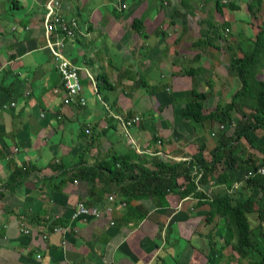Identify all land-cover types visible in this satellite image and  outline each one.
Instances as JSON below:
<instances>
[{
	"label": "crops",
	"instance_id": "obj_1",
	"mask_svg": "<svg viewBox=\"0 0 264 264\" xmlns=\"http://www.w3.org/2000/svg\"><path fill=\"white\" fill-rule=\"evenodd\" d=\"M83 1L85 5H82ZM195 1L194 7H190L195 13L192 16L183 11L181 0H146L138 6L131 0L128 8L134 5L135 10L131 15L127 12L129 16L119 18L110 8L120 6L116 0L61 1L62 17L76 19L81 30L80 35L67 42L65 54L77 66L89 70L95 79L99 75L107 76L112 84L108 88L112 93L105 100L110 108L108 111L101 103L100 108L90 107L84 85L91 81L84 71L81 80L87 106L64 104L61 78L46 47L47 0H0V264H206L200 245L209 237L221 242L216 233L221 221L213 236L208 227L206 234L200 232L207 226L208 206H200L197 197L181 199L177 191L166 197L167 205H162L154 196H143L134 191L126 197L123 185L128 184L130 174L127 172L121 183L106 169H100L105 161L135 151L128 146L124 136L122 144L115 137L123 132L111 119V114L124 115L125 112L148 116L153 110L161 117L156 120L151 115L146 120L149 126L155 125L152 135L148 134L150 129L144 119L140 127L131 129L143 151L137 153L141 159H146L147 168H156L150 160L157 155L150 153L162 150L159 145L149 147L154 135L165 141L161 153L166 154L159 153L160 159L193 161L200 146L199 136L197 143L187 138L190 140L185 150L188 154L178 148L171 154L166 148L174 143V127L184 128L182 123L175 125L173 122L175 114H181V108L189 100L180 93L193 86L191 79L188 87L176 82V78L188 76L184 77L182 69L173 63L189 60L190 67L207 70V74L198 78H207V75L217 78L210 70L211 67H222L224 55L223 51L213 52L209 47L202 51L192 47L194 41L190 34L193 31L195 35L197 28L193 19L202 20L196 16L195 8L203 9L199 0ZM162 5L168 10H162ZM176 12L182 16L178 17ZM142 16L145 18L142 33H136L131 27L133 19ZM170 20L176 25L172 31L169 30ZM160 30L170 33L164 37ZM173 33L177 34L178 44L186 40L182 45L191 47L194 56H188L180 45L179 51H173L169 44L174 40ZM199 55L202 58L197 60ZM118 56L123 61L116 65ZM116 78H123V83ZM163 78L169 81L174 78L173 83H177L175 91L173 87L165 86V92H173L170 95L173 102L160 111V106L157 108L156 103H153L156 106L150 103L148 93L142 96L147 102L145 106L138 101L139 92L134 94V82L140 86L142 80L152 83L157 80L158 84ZM115 81L121 85L119 88ZM140 88L147 89L144 85ZM154 88L158 90L157 85ZM56 89L59 93H55ZM90 92L99 103L97 96L100 93ZM160 92L154 91L153 102L155 96L162 94ZM167 97H162L166 103L169 102ZM215 105V102L210 105L209 100L206 102L210 109ZM107 122L116 129L110 128L104 133L102 130L110 125ZM91 123H98L96 133L100 136L89 143L88 138H79V130ZM185 123L190 129V123ZM209 134L212 133L207 130L204 137L207 139ZM145 135L150 138L144 139ZM208 145L206 140L207 152L217 146L214 144L209 149ZM15 148L19 151L15 152ZM25 168L31 170L29 174L25 173ZM111 195L116 197V202L110 216L73 218L78 202L105 209ZM144 211L148 214L140 218ZM56 216L58 219H53ZM46 217L51 218L47 223L43 221ZM49 222L50 226L62 227V232H52L47 225ZM24 227L31 233L22 234L20 228ZM37 254L42 258L37 259Z\"/></svg>",
	"mask_w": 264,
	"mask_h": 264
},
{
	"label": "trees",
	"instance_id": "obj_2",
	"mask_svg": "<svg viewBox=\"0 0 264 264\" xmlns=\"http://www.w3.org/2000/svg\"><path fill=\"white\" fill-rule=\"evenodd\" d=\"M59 1L61 2L62 0ZM132 1L138 6L139 2H145L146 0ZM242 1L199 0L203 8L215 2L217 14H224L226 10H229L234 12L236 19H227L225 15L223 23L218 22L217 18L215 21H212L213 19L199 20L195 30L196 37L192 45L194 49H199V51H202L205 47H209L213 52L223 51V45L217 42L228 43L232 28L238 22V50L234 51V48L229 43L228 47H226V49L234 51L227 68L228 75L237 81L235 93L230 101L221 103L218 100L214 108L210 109L206 106V102L209 100V95L212 94L211 91H208L213 87L212 81L206 79L207 81L205 80L202 83L205 90L199 89L198 85V76L207 74V70L190 67L183 71L184 74L191 77L193 86L191 90L181 92L182 96L190 99L181 108V117L188 123L191 121L201 125L208 123L210 131H213V124H219L217 130H221L220 132L224 133L220 136L217 146L207 152L205 150L206 139L201 137L199 139L200 146L198 152L193 156V161L188 163L174 160L164 161L159 158L160 155L158 154L165 149V141L163 138L154 135L149 147L159 145L162 150L153 152V155H157L151 157L150 160L156 167L153 170L146 167L148 162L144 158L141 159L142 156L136 150L127 153L126 156H115L105 161L104 166H100V169H106L115 177V180L119 179L121 183H124L126 173L130 174L128 184L124 183L123 185L124 196L126 197H130L134 191L143 196H154L161 200L162 205H167L166 197L177 191L176 194L179 198L197 197L200 206L209 207V212L205 215V224L207 227H211V231L219 225V221L225 220L227 229L223 243L220 242L218 247V244L213 243L209 251H201L205 257L206 264H227L224 262V253L228 249L237 258L238 264L243 262H247V264H264V178L255 176L244 182L245 177L249 173L256 172L258 167L264 166V21L255 38L253 23L250 20L252 15L256 16L264 7V0H248L249 13L243 11ZM129 2L131 0L123 2L120 10L115 7L111 8L112 14L116 18L121 15H124V17L129 16L127 12H130L131 15L135 10V6L133 5L134 8L132 7L131 9L126 8ZM180 6L185 12L192 16L195 15L194 11L190 10V7H192L190 4L185 6V0H181ZM165 8L164 5L161 6L162 10ZM166 9L168 10V8ZM176 11L179 10L176 9ZM241 11L244 14H241ZM176 14L178 17L182 16L179 12H176ZM144 21L145 18L143 16L133 19L132 29L136 33H142ZM243 21H245L244 27L242 26ZM249 25L250 28L248 27ZM175 27L173 20L169 22L170 31ZM160 32L164 37L170 33L162 30ZM80 34L81 30H79L78 25L74 37L67 38L66 44ZM201 58V55H199L197 60ZM261 75L262 77H260ZM95 81H97L96 88L99 93L101 92V81L106 88L112 87L106 75H99ZM141 83L148 87L145 81H141ZM151 89L155 88L151 87ZM82 93L84 94L83 85ZM146 93L153 100L154 90L146 89ZM158 109L162 111V109ZM133 117V113L129 112L125 120ZM111 119L116 121L120 127L118 120L112 117ZM107 123L110 124V122ZM142 123L143 121L132 127H140ZM97 125L98 123L95 125L92 123L89 125L85 124L79 130V138H88L89 143L94 142L100 136V134L96 133ZM110 128L116 129L115 126L110 124L106 127V130L102 131L106 133ZM258 131H263L259 138L256 135ZM241 142L247 143L248 147L254 152L247 154L241 149ZM255 151L260 155L255 154ZM118 163L120 168H118ZM24 170L27 174L31 171L26 168ZM238 183H243V186L238 190H234V186ZM221 187L224 189H216ZM214 189L217 191L212 195L206 193ZM147 214L148 211H144L140 218H144ZM43 221L45 223L48 222L46 219ZM50 223L47 225L50 226ZM52 227L56 226H50L49 229L51 230ZM230 260L233 259L230 258Z\"/></svg>",
	"mask_w": 264,
	"mask_h": 264
},
{
	"label": "rangeland",
	"instance_id": "obj_3",
	"mask_svg": "<svg viewBox=\"0 0 264 264\" xmlns=\"http://www.w3.org/2000/svg\"><path fill=\"white\" fill-rule=\"evenodd\" d=\"M116 1L119 3V0H116ZM195 2H196L195 0H185V6H188L190 4V6L194 7ZM84 3H85V1L82 2V5H85L86 4V3L85 4ZM241 5H242V7L244 9L243 11H245L246 13H249V11H248L249 1L248 0H243L242 3H241ZM110 8H112V7H110ZM118 8L120 10V6H118ZM195 9H196V16L198 18H200V19L201 18L202 19H208V20H212L213 19L212 21H215V19L217 18L218 22H220V23H223L224 22V16L225 15H226L227 19H231V20L232 19L234 20V18L236 19V16L234 15V12H231L229 10H226L224 12V14H217L216 11H215V2H212V3L208 4L206 6V8H203L202 9V11H200L198 8H195ZM243 11H241L240 13L241 14L242 13L244 14ZM227 15L230 16V17H228ZM250 20L253 23V25H252L253 26V32H254V37L256 38L258 32L260 31V26H261V24L264 21V7L261 9V11L258 12V14L256 16H253L252 15L250 17ZM193 21H194V23L197 24L199 20L197 18H194ZM237 26H238V22L235 23V26L232 28V33L228 37L229 38V42L228 43L231 44V46L234 48V51H237L238 50L237 43H238L239 40H237V37H238L239 30H238V27ZM242 26L243 27L245 26V21H243ZM248 27L250 28V25ZM172 36H173L174 40H172V41L170 40L169 41V44L173 46V51H179V45H180V48H184L185 49V53L188 56H194V55H192V54H194V52H192L191 47L186 46V45L184 47L182 45V44H184V41L186 42V40H182L183 42H181V43L178 44L176 42V36H177V34L176 33H173ZM190 37L192 38V40L195 39L196 36L193 35V31L190 34ZM101 43H107L108 44V42H104V41H102ZM172 43H176V44H172ZM217 43L222 44L223 45L222 47L224 48V50H223L224 51V55L221 57V59H222L221 66L222 67L220 69L218 68V66L215 67V68H212L211 67V70H210L211 71V74L214 73V75L217 78H210L209 75H207V78L206 77L198 78V80H199L198 81L199 82L198 85L200 86L199 88L201 90H203V87H202V82L203 81H205L206 79H209L210 81H212L211 83H212V86L213 87L208 90V91H211L212 92V94H210L209 95V98H208L209 99V105L212 104V102H215L217 104L218 100H220L221 103L222 102L227 103L228 101H230L231 97L234 95L235 90H236L235 87H236V82L237 81L233 77H231V76L228 75V70H227L228 64L230 62V58H231V55H232V52H234V51H230V50L226 49V47H228V43L227 42H226V44H223L221 42H217ZM110 48H112V47L110 46ZM122 61H123V59L120 58L119 56L115 58V64L116 65L121 64ZM173 64H175V66L177 68L182 69L181 71H182V74L184 75V77H186L187 75L184 74L183 71L186 70V68L188 69V68H190V66H192V63L189 60H184V59H180L178 61L175 60ZM152 71L154 72V69H152ZM260 77H262V75ZM143 78H146V77H143ZM116 79L120 83H123L122 82L123 81V78H116ZM176 79H177L176 82L178 84L179 83H183V85L186 86V87H188L189 84L191 83V81H190L191 77L190 76H188V78H184V79L183 78H176ZM111 80H112V78H111ZM183 80H184V82H183ZM142 81H145V80H142ZM159 81H160V78H159ZM168 81H169V79H167V78L161 79V82H159L158 84H157V82H158L157 80L155 82H153V83L152 82H149V81H145L147 83V85H148L147 90H152L153 91L154 89H151V87H155L157 85L158 90H154V91H158V92L161 91L160 93H162V94L161 95H158V96H155L156 98H155V101L154 102L151 99H149V100H150V103L153 106H156V104H157V108H158V106H160V109L162 107V110H163L164 107L166 108V105H169V103L173 102V99L170 96V95L173 94V92L172 93L171 92H165V89H166L165 86L173 87V91H175L177 89V85H175L177 83H173L175 81L174 78L169 81L170 83H167ZM112 83H113V81H112ZM114 83L116 84L117 88H119L121 86L117 81H115ZM134 83H136L135 86L133 85L134 94L136 92H139V94H137L138 95V98H139L138 101L141 100V102L144 103V106H145L147 104V102L145 101L144 97H142V96L143 95L146 96V89L140 88V86H143V84H141L140 86H138V84H137L138 82H134ZM159 84H161V85H159ZM84 86H85L86 95H87V97L90 100V107L100 108V105L103 104V103L101 101H98L99 103H97L96 102L97 101L96 100V97L91 94L90 90L93 92V88L91 86V83L88 82ZM130 86H132V84ZM130 89L128 91L129 94H130ZM185 91L186 90H184L182 92H185ZM111 93L112 92L108 88H106L105 84L101 81V92H100L99 95H100V97L102 98V100L105 103H107L105 101V99H108L110 97ZM184 94L186 95V93H184ZM164 95L165 96H168L167 97L169 99V102L168 103L164 102V99H162V97ZM180 96H182V93L180 94ZM182 97H184V96H182ZM186 98H188V97H186ZM213 98H215V99H213ZM181 100H186V99H181ZM189 100H187L186 102H188ZM153 103H156V104H153ZM247 112H249V110H247ZM127 114L128 113L125 112L124 115L123 114L122 115L115 114V115L120 116L122 118H125ZM151 115L153 117H155L156 120L161 119V117L159 116V114L157 112L153 111V110L150 112V114H148V116H144V114H139V117L141 119H144L145 120L146 127L148 129H150V133H148L149 135H152V134L155 133L153 131L155 129L154 128L155 125L152 124V125L149 126L148 122L146 121L147 119H149V117H151ZM181 120H182L181 114L177 112L175 114V116L173 117V122H174L175 125L182 123L184 125V128H178L179 125H177V127H174L175 130L173 131V135H172L173 142L174 143H173V145H169V146L167 145L166 148H167L168 153H171L172 154L175 150H177V148L180 151L186 153L185 150H186L187 145L190 143V140L197 143L198 138H196V137L199 136V139L201 137H204V135L206 134V131L210 129V125L208 123H204V125H201V124H195L193 121H191L190 124H189L191 126L190 127L191 130H190L189 127L187 126V124L185 123L186 121H183V120L181 121ZM218 125L219 124H213L212 125L213 131H211L212 134H209L208 137H207V139H206V136L204 137L209 142V145H208L209 146V149L213 148L215 146L214 144H217L218 143V140L220 139V136L224 133V132H220L221 130H217L218 129V127H217ZM135 128H138V126H136ZM131 129H133V127ZM131 129H129V132H128L131 135L130 140L133 138V140H134V142L136 144H133L130 141H127L129 143L128 146L130 145L133 150H136L140 154L143 151H142L141 148H139V146H138L139 144L137 143L136 139L134 138L133 134L131 133ZM213 133H214V135H213ZM262 134H263V131H258V134H256V135L259 138V137H261ZM115 137L117 138V142H119L120 144H122L125 141L122 133L116 135ZM146 137L147 138L148 137L150 138V136L145 135L144 136V139H146ZM187 138H189L190 140H188ZM185 139L187 141H185ZM126 140H128V139H126ZM240 144H241V149L244 150L247 154H250V153H253L254 152L252 149H250L248 147V144L247 143L241 142ZM139 150L141 152H139ZM210 151H208V152H210ZM150 154L153 155V152H151ZM161 154H162V156H164L166 153L163 152ZM186 154H188V153H186ZM255 154L260 155L257 152ZM177 158H180V157H177ZM216 189L217 190H220V188H216ZM216 189L210 190L209 194L212 195L216 191ZM221 189L223 190L224 188H221ZM225 225H226L225 220H222L221 221V224H220V227H219V225L216 226V227H219V229H220L216 233L218 235L217 238L221 241V243H223V239H224V236L226 234L227 227H225ZM216 227L214 229H216ZM206 228H207V226L204 227V228L202 227L200 229V232L202 231L203 234H206ZM208 228L210 230V236H213L214 235V229L211 231V227H208ZM210 240H211L212 244L213 243L214 244H218L217 247L220 246L219 245V241L218 240H215V237H209V240L203 242L200 245V247L202 248V249H200V251H202V250L209 251L211 249V247H210ZM224 255H225V260H224L225 263H227V264H238L237 263V258H235L233 256L232 251L230 249L226 250L225 253H224ZM230 258H232L233 260H230ZM242 264H247V262H243Z\"/></svg>",
	"mask_w": 264,
	"mask_h": 264
},
{
	"label": "built area",
	"instance_id": "obj_4",
	"mask_svg": "<svg viewBox=\"0 0 264 264\" xmlns=\"http://www.w3.org/2000/svg\"><path fill=\"white\" fill-rule=\"evenodd\" d=\"M127 0H119L120 7L123 2ZM128 6H126L127 8ZM46 13L44 18V27H45V39H46V47L51 52V55L56 63V69L61 78V85L65 92L64 104L71 106L76 105L78 107H86L87 106V98L83 96L82 93V83H81V72L84 71L87 79H89L92 83L94 92L98 95L95 79L92 73L89 70H83V68L74 64L65 54L66 40L67 38L74 37L75 30L78 28V21L76 19H65L62 17V3L59 0H47L45 5ZM55 93H59V90H55ZM98 101H101L106 110H110L107 104L102 100V98L98 95ZM14 106V104H12ZM111 117L118 120L120 123V127L123 130V134L128 141L133 144H136L133 138L130 140L131 135L128 133L129 129L132 128L133 125L137 123H141L143 119H141L138 115H135L133 118L129 120H125L117 115L111 114ZM223 129V127H221ZM214 135V133H213ZM19 149L15 148V152H18ZM139 152H141L139 150ZM259 176L264 178V166H260L257 168L256 172L249 173L245 179V181L250 180L251 178ZM243 182V183H244ZM243 183H238L234 186V190H238L243 186ZM109 205L105 207V209H100L97 207H91L83 202H78L74 206L73 218H94L98 219L104 216H110L114 211V203L116 202V197L111 195L108 197ZM51 218L46 217L47 221H50ZM53 219L57 220L58 217H53ZM114 222L111 221V225ZM62 227H52V232H62ZM20 232L22 234H30L31 231L27 228H20ZM43 239H46V235L42 236ZM37 259H41L42 256L40 254L36 255Z\"/></svg>",
	"mask_w": 264,
	"mask_h": 264
}]
</instances>
